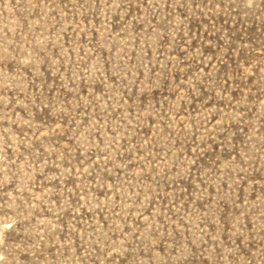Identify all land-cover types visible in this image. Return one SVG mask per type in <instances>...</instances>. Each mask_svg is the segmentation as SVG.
Masks as SVG:
<instances>
[{
    "label": "rangeland",
    "instance_id": "374dc122",
    "mask_svg": "<svg viewBox=\"0 0 264 264\" xmlns=\"http://www.w3.org/2000/svg\"><path fill=\"white\" fill-rule=\"evenodd\" d=\"M0 264H264V0H0Z\"/></svg>",
    "mask_w": 264,
    "mask_h": 264
}]
</instances>
